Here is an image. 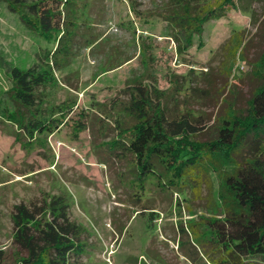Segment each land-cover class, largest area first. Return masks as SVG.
Here are the masks:
<instances>
[{
  "label": "rangeland",
  "instance_id": "1",
  "mask_svg": "<svg viewBox=\"0 0 264 264\" xmlns=\"http://www.w3.org/2000/svg\"><path fill=\"white\" fill-rule=\"evenodd\" d=\"M72 2L86 24L75 59L47 92L54 102L74 101V117H85L88 129L74 136L66 126L32 139L0 118V264L17 261L14 207L61 195L82 229L77 264H196L184 254L190 246H178L181 225L213 214L218 181L204 174L178 190L156 176L141 178L131 156L109 152L117 134L113 103L143 83L173 95L175 111L212 119L209 126L224 113V100L245 108L261 84L255 66L264 51V0H235L191 47L167 20L181 10L177 0ZM48 47L0 2V97L10 88V65L27 69Z\"/></svg>",
  "mask_w": 264,
  "mask_h": 264
},
{
  "label": "trees",
  "instance_id": "2",
  "mask_svg": "<svg viewBox=\"0 0 264 264\" xmlns=\"http://www.w3.org/2000/svg\"><path fill=\"white\" fill-rule=\"evenodd\" d=\"M0 2L49 44L37 64L27 69L10 65L11 84L0 97V118L32 139L66 126L78 136L88 125L85 117H74L76 103L54 102L47 91L58 85L57 71L75 59L76 39L86 21L76 16L72 0ZM176 4L181 10L167 20L187 47L202 35L205 24L235 8V0ZM255 68L261 84L246 107L224 100V113L211 126L212 119L181 107L175 111L173 95L143 83L130 87L126 100L113 103L117 134L107 145L109 152L118 158L131 156L141 178L156 176L166 188L178 190L194 185L204 174L218 181L213 214L190 221L187 229L181 225L186 240L179 239L178 246H190L184 254L196 264H264V51ZM210 130L209 138H200ZM12 224L15 264H77L82 229L71 219L65 195L16 205Z\"/></svg>",
  "mask_w": 264,
  "mask_h": 264
}]
</instances>
